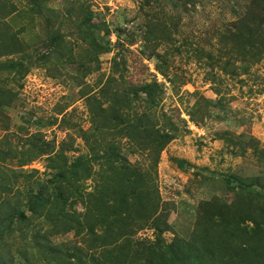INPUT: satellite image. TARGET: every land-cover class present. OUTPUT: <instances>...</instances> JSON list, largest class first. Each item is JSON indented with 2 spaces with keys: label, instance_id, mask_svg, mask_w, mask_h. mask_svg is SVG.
Wrapping results in <instances>:
<instances>
[{
  "label": "rangeland",
  "instance_id": "rangeland-1",
  "mask_svg": "<svg viewBox=\"0 0 264 264\" xmlns=\"http://www.w3.org/2000/svg\"><path fill=\"white\" fill-rule=\"evenodd\" d=\"M250 1L0 0V214L29 217L3 223L0 264H150L169 246L174 264H264V42L239 39ZM59 175L67 204L12 198L51 195ZM80 177L107 218L73 202Z\"/></svg>",
  "mask_w": 264,
  "mask_h": 264
},
{
  "label": "trees",
  "instance_id": "trees-1",
  "mask_svg": "<svg viewBox=\"0 0 264 264\" xmlns=\"http://www.w3.org/2000/svg\"><path fill=\"white\" fill-rule=\"evenodd\" d=\"M42 6H40V4H38V10H41ZM246 14L245 16L240 19L239 23H240V28H242L243 30H247L249 31V38H250V42H244L243 39L245 38L244 33L241 31L239 34V39L241 40V43L244 45H247L251 48L255 47V44L252 43L254 41H257V44L262 45L264 42V0H251L247 10H246ZM39 13H41V11H39ZM243 51V50H242ZM251 53H253L251 51ZM260 56L264 55V50L262 52L258 51V54H260ZM249 55L248 52H244L243 56H247ZM154 86L157 87L158 89V85H146L143 87L144 93L147 96L148 99V104H149V110H152L153 108H155L159 102H160V93H158V91L154 88ZM147 117V114H146ZM46 146H44V148L46 149L45 151L43 150V152H46L49 150V146L50 143L45 142ZM80 160H84V158H80ZM86 162H82L84 164H88L90 160H85ZM78 164V163H77ZM83 164V165H84ZM80 166V163L78 164ZM86 171V170H85ZM59 180L57 182H53L50 181V183H54V187L53 189L55 190V193H52L51 195L49 193H45L46 192V187H42L41 189L38 188V190H33V189H26V191H20L19 189H15L13 191L14 195L12 198H14L15 200H17V204L21 198V196H24V201L26 200V204L25 206L30 205L31 203H33L35 200L38 203H41L42 205H47L50 209H54L56 207V202L58 201H63L65 204H67L68 200L70 197H72L70 194L67 195V189H65V187L69 186L70 187V183L65 179L66 177L63 175H59ZM233 180L232 177L230 178H226L227 183H231ZM81 181V177L79 179H75V186H73V191L75 193V196L73 197L74 200L73 202H83L80 200H83L84 198H87L88 201L87 205H86V213L90 214L92 213V211H95L94 213L98 216H100L101 218H107L108 215L106 214L103 215L102 212L96 208L91 209L92 207V203L90 202L93 198H94V194L92 193H85L83 194V189L80 188V185L78 184V182ZM240 186V185H239ZM242 188V186H240ZM65 189V191H64ZM97 191V190H96ZM12 189H8L7 187L0 185V212L2 211V207L3 205H5L4 203V198L3 196H6L7 194H11ZM115 195L117 192H114ZM114 193H112L113 196ZM129 197L128 195L125 194H121V202H120V206L118 208L117 211H115V219H119V220H123L126 221L127 220V212L126 210L123 208V205L126 202V198ZM133 197V195L131 196ZM92 198V199H89ZM114 198V197H112ZM95 199V198H94ZM117 199V198H115ZM112 199V201L114 203L117 202V200ZM86 202H83L84 204ZM90 202V203H89ZM4 212V211H3ZM3 212L0 214V237H1V233L3 231L2 226L3 223H5L6 220H11V221H15L16 222H22L25 221L27 219H29L28 216L25 215V211H22L18 206H15V208L13 209V211L11 212V217L7 218L6 220H4L3 217ZM3 214V215H2ZM32 214L33 211H32ZM10 215V213H9ZM76 225H78V227H81V223H79V220L77 219L76 221H74ZM100 226V225H99ZM102 226V225H101ZM126 236V235H125ZM163 254L160 255L158 261H151L149 262L150 264H174V262L176 261V254L172 248V246L168 247L167 251H162Z\"/></svg>",
  "mask_w": 264,
  "mask_h": 264
}]
</instances>
